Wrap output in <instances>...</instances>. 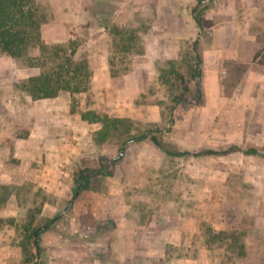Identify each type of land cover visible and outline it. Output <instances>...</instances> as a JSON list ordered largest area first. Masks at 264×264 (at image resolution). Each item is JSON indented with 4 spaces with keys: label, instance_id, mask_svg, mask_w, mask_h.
<instances>
[{
    "label": "rangeland",
    "instance_id": "rangeland-1",
    "mask_svg": "<svg viewBox=\"0 0 264 264\" xmlns=\"http://www.w3.org/2000/svg\"><path fill=\"white\" fill-rule=\"evenodd\" d=\"M52 1L32 0L40 22L38 39L45 48H30L27 56L40 57L39 62L48 60L55 50L59 47L67 49L69 40L77 38L75 60L89 61L91 55L96 56L99 63L103 56L109 63L110 75L125 79H129L134 65L145 74L144 78L138 76V81L143 87L147 85L148 90L130 106L127 101V105L121 106L134 113L136 109L147 112L146 104L156 105L160 109V121L153 123L149 117H120L112 112L120 105L106 101L105 91L96 92L102 78L93 75L89 64L92 76L87 89L70 94L72 113L77 114V119L79 114L87 112L128 119L131 121L129 132L126 134V127H121L101 140L97 134L101 127L98 123L89 125L80 140L75 139L82 148L71 165V178L75 179L82 169H98L101 164L109 176L91 178L89 189L81 191L74 199L73 186L67 190L65 201L59 203L53 190L39 189L37 193L30 185L11 190L0 187V209L8 206L11 195L15 197L12 205L20 211L15 212V216H0V264H86L90 260V249L105 246L106 239L111 245L106 251L107 257L116 263V226L113 224L110 228V222H105L104 216L95 213L92 207H116L122 199L127 204L125 214L133 219L136 227H150L154 232L151 245L125 250L126 264L264 261V124H251L248 115L234 114H240L244 109L231 104L217 110L212 108V112H218L214 116L204 115L203 110H199L204 104V93L201 80L193 78V73L195 54L200 56V38L196 37L195 52L193 41L185 42L180 57L175 61L168 60V12L171 13L168 3L174 2L177 15L185 16L186 21L191 22L196 0H73L78 4L71 10L74 16L70 19L76 17L73 22L66 19L67 8L62 12V7L70 1ZM223 2L228 7L232 0H204L198 8L207 7L202 22L205 15L209 18L216 15L228 21L230 12L223 7ZM237 3L246 2L237 0ZM245 16V11H241L244 27ZM254 20L251 22L257 27L258 35L264 36V12H258ZM70 24L77 27L71 28ZM202 24L200 33L209 36L210 28H205L204 22ZM88 25L92 26L91 30ZM146 50L149 56L136 62V56ZM13 63L20 70L13 74V78H17L12 82L13 94L22 99L26 93L22 90L23 82L38 75L40 68L30 67L22 61ZM48 67H51L50 63ZM234 70L235 76L232 73L224 78L222 98H229L235 79L240 77L242 69ZM179 95L184 100L174 101ZM239 96L244 99L242 91L238 92ZM156 127L161 129L155 133L157 139L170 151L221 150L237 145L242 150L257 148L261 154L246 156L238 152L224 157H170L145 140L144 145L134 143L125 148L121 160L127 154L126 170H119L117 165L121 160L112 161L118 156L127 135H138ZM133 163L141 166L138 167L142 168L141 172H130L131 167L127 165ZM135 180L148 184L132 187L133 182L140 184ZM108 183L115 186L113 194L106 191ZM117 184L125 185L124 192L117 189ZM72 199L70 210L63 214ZM59 214L60 218L41 235L38 254L33 231ZM105 228L115 229L95 243L82 238L84 235L95 238V233H102ZM96 243L97 246L92 245Z\"/></svg>",
    "mask_w": 264,
    "mask_h": 264
},
{
    "label": "crops",
    "instance_id": "crops-1",
    "mask_svg": "<svg viewBox=\"0 0 264 264\" xmlns=\"http://www.w3.org/2000/svg\"><path fill=\"white\" fill-rule=\"evenodd\" d=\"M48 1L53 3L52 0ZM68 1L70 3L62 7V12L67 8L66 19L68 22H73L76 17L73 20L70 19L71 16H74L71 10L78 4L73 0ZM245 2L238 4L237 0H232V4L229 3L228 7L226 2H223V7L230 12L228 21L221 20L216 15L210 18L205 15L203 18L204 27L210 28L208 30L209 36L206 37L202 36L193 19L189 22L186 21L185 16L179 17L176 13L178 10L176 4L172 1L169 2L168 9L171 10V13L168 12V60L175 61L180 57L185 42L197 41L198 44L196 37L200 38L198 44L200 53L198 78L203 87L204 104L199 110H203L202 114L204 115L213 114L214 116L218 112H212V108L217 110L231 104L244 109V112L242 111L240 114L235 112L234 114L242 117L248 115L251 124H264V62H262L261 56L254 58L258 51L264 50V36L258 35L257 27H254L251 22L255 21L254 18L258 12H264V0H245ZM241 11H245L244 22H246V27L242 26L243 22L240 20ZM216 14H220V12ZM248 16L252 17L249 18ZM90 25L88 28L91 30L92 26ZM69 26L71 28L77 27L75 24ZM147 56L149 54L146 50L143 54L136 56V62L142 61L140 59ZM13 61L15 60L9 56L0 55V187L4 186L11 190L23 185H30L37 193L39 189L53 190L55 192L53 194L57 196V202H63L67 197V190L71 186L74 187V179L70 176L71 165L75 163L76 156L82 148L81 143L75 142V139L80 140L83 137L82 133L87 131L89 125L98 123L84 120L83 114H79L77 119V114L75 116L72 113L70 93L68 92L66 94L60 93L54 98L44 99H32L27 93L20 99L19 96L13 94L12 82L17 80V78H13V74L20 72ZM89 64L93 75L102 78L100 89L96 87V92L105 91L106 101L120 105L117 110L112 112L120 117H149L153 123L160 121V109L156 105L146 104L147 112L136 109L134 113L131 112L132 110H126L124 106H121L127 105L125 104L126 101L130 106L131 102L135 101L141 94H146L147 85L143 87L138 81V76L145 77L140 68L132 65L129 79H125L123 76L110 75L109 63L107 60L105 62L103 56H100V61L97 63L96 56L90 55ZM239 67L242 71L238 80L235 79L234 81L233 88H231L233 89L232 93L229 98H222L221 93L225 92V76L232 73L235 76L234 69ZM241 91L244 99H241V96L238 97V92ZM138 143V145H144V142ZM125 155L127 156V154ZM126 156L118 163L119 170L126 168L124 162L127 159ZM127 166L128 168L131 167L130 172H141L142 170V168H138L141 167L138 163ZM136 182L140 184L133 182L132 187L139 188L142 184H148L141 180ZM114 188L113 184L108 183L106 185L107 193L113 194ZM125 188V185L117 184V189H121V192H124ZM12 198L15 197L8 196V206L0 209V216H15V212H20L12 205ZM96 202L94 201L95 204ZM125 205L127 204L122 199V202L118 203L116 207L109 206L106 208L104 206L98 207V205L92 207L95 213L100 214L101 217L104 216L105 222H110V228L113 227V224L116 226L118 237L116 245L117 264H126L127 257L124 253L126 249L151 245L153 240L151 235L154 233L150 227H136L133 219L126 216ZM68 211H64L63 214ZM119 226H122L121 229ZM110 228H105V233H95V238L86 235L82 238H89L95 243L110 230L115 229ZM97 244L92 245L97 246ZM108 246L111 247L106 239L105 246L90 249L88 257L90 260L86 264H116L107 257ZM240 264H264V261L261 259L243 260Z\"/></svg>",
    "mask_w": 264,
    "mask_h": 264
},
{
    "label": "trees",
    "instance_id": "trees-1",
    "mask_svg": "<svg viewBox=\"0 0 264 264\" xmlns=\"http://www.w3.org/2000/svg\"><path fill=\"white\" fill-rule=\"evenodd\" d=\"M197 4L192 9V18L197 28L202 30V14L207 7L199 6L204 3L203 0H196ZM39 16L36 14V10L32 7V0H0V55H6L13 58L15 61H22L28 66H36L40 68L39 74L33 77H29L22 84V90L32 99H44L54 98L58 96L59 92L67 91L70 94H78L84 92L91 79V71L89 69L87 59L75 60L74 56L77 49V38L71 39L68 42L69 53L67 49L59 47L55 50L48 60H42L40 57H28V49H40L45 48V45H41L38 39V28L40 22L37 21ZM195 45L197 41L193 42V51L195 52ZM62 56V57H61ZM261 56L264 62V50H260L255 54L254 58ZM196 68L193 73V78L199 77V56L195 54ZM50 63L51 67L47 68V64ZM41 64V65H40ZM47 68V69H46ZM183 101L182 95L175 97L174 101ZM82 118L89 122L99 123L101 125L97 134L100 135L101 140L107 139L113 132H116L121 127H126L124 130L126 134L129 132V124L131 121L123 118H111L107 115H99L95 112L83 113ZM161 129L156 127L154 129H148L141 134H130L121 144L119 148L118 156L113 159V163L121 160L125 148L132 143L143 142L149 140L160 151L164 152L170 157H204V156H227L235 152H241L246 156H259L261 153L257 148L249 147L246 150L240 149L237 145H231L225 149H202L197 152L190 151H170L166 149L162 143L157 139L155 133L160 132ZM98 175H108L107 171H104V166L98 169H82L78 172L77 177L74 179L73 197H77L81 191L88 190L91 182V178ZM60 218V214L48 221L45 225L35 229L32 233L33 242L36 248V252L39 254L41 251V235L47 232L51 223L57 221ZM33 264H45L34 262Z\"/></svg>",
    "mask_w": 264,
    "mask_h": 264
},
{
    "label": "water",
    "instance_id": "water-1",
    "mask_svg": "<svg viewBox=\"0 0 264 264\" xmlns=\"http://www.w3.org/2000/svg\"><path fill=\"white\" fill-rule=\"evenodd\" d=\"M123 153H121V155H122ZM74 198V197H73ZM73 200V199H72ZM71 204H72V202L70 203V205H69V207H68V209L66 210V211H68L69 210V208H70V206H71ZM65 211V212H66ZM60 216H61V214H60Z\"/></svg>",
    "mask_w": 264,
    "mask_h": 264
}]
</instances>
